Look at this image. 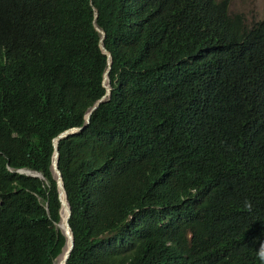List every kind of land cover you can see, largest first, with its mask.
I'll return each mask as SVG.
<instances>
[{
    "label": "trees",
    "instance_id": "obj_1",
    "mask_svg": "<svg viewBox=\"0 0 264 264\" xmlns=\"http://www.w3.org/2000/svg\"><path fill=\"white\" fill-rule=\"evenodd\" d=\"M227 6L0 0V46L17 40L0 65V264H53L62 250L52 138L105 91L96 25L110 94L57 143L65 264L261 262L264 144L245 98L264 85V18L248 27Z\"/></svg>",
    "mask_w": 264,
    "mask_h": 264
},
{
    "label": "clouds",
    "instance_id": "obj_2",
    "mask_svg": "<svg viewBox=\"0 0 264 264\" xmlns=\"http://www.w3.org/2000/svg\"><path fill=\"white\" fill-rule=\"evenodd\" d=\"M227 13L232 15V14H235V13H241V12H234V13H231L229 12V0H228V6H227ZM242 14V13H241ZM243 15V14H242ZM244 18V22H245V17L243 16ZM264 18V17H262ZM253 23V21L247 23L245 22V25L246 26H251ZM96 28L97 30L101 33V37H100V44L102 43V39L104 38L105 36V32L103 29L99 28L97 25H96ZM101 30L104 32V36L102 37V32ZM16 44H17V40H13V41H10V42H7V43H4L0 46V65L1 64H4L7 62V60L11 57V55L13 54L14 52V49L16 47ZM103 44V43H102ZM104 46V45H103ZM101 47V46H100ZM101 49L107 54V52H109L105 47L104 49L101 47ZM107 64L109 66V69H110V65H111V59H110V52H109V56L107 55ZM109 59H110V65H109ZM108 68V67H107ZM108 69V71H109ZM243 69H246L248 70V68H243ZM106 71V70H105ZM108 71H107V77L105 78L104 80V76H103V80H102V83H103V86L105 87V91L104 93L98 97L87 109V111L85 112V123L82 124V125H78V126H73V127H76L77 129L73 130V131H69L66 135H63L59 138H62V137H65L67 136L68 134L70 133H73L81 128H83L88 122H89V119H90V115L92 113V111L94 109H96L98 107V105L105 99L108 98L109 94H110V84H109V79H108ZM105 74V72H104ZM108 89V90H107ZM264 94V85L262 86H255V87H252V84L250 85V89L246 92V98H245V102H246V110L253 122V124L255 125V127H257L259 130L262 131V134L259 138V146L260 145H263L264 144V105H259L257 103V99ZM73 127H68L66 129H70V128H73ZM66 129L62 130V131H65ZM62 131H60L59 133H61ZM58 133V134H59ZM57 134V135H58ZM56 135V136H57ZM54 136L52 138V143H53V154H52V163H51V169H52V174H53V177L55 178V181H56V186H57V191H58V197H59V201H60V210H59V215H60V218L59 220L56 222V226L59 228V230L61 231V233L65 236V242L62 246V250L61 252L55 257L54 261H53V264H55L56 262V259L58 256H60L62 253H64L63 251H65L64 249H66V242H68V239H67V235L70 236L72 231H71V228H70V225L69 227H67L68 229V233H65L64 232V229L66 227V224L65 226L62 224V223H59L61 220H62V214H61V207L62 205L65 207V204L61 202V198H62V193L64 194V199L65 202L67 203V205L69 206L68 204V201H67V197H66V191L64 189V186H63V181H62V186L60 185V178L58 177V173L57 171L55 170L54 166H53V159H54V153H55V146H54V138L56 137ZM58 138V139H59ZM58 139H57V143H58ZM56 143V145H57ZM58 148V147H57ZM58 154H59V150H58ZM58 154H57V158H56V165H57V159H58ZM264 158V153H260L259 154V157H258V162L260 159ZM58 167V166H57ZM30 170V171H33L35 174H29V173H26L22 170ZM59 169V168H58ZM19 172H22V173H25L27 175H30V176H36L44 181H46V178L44 176V174L42 173L41 170H38V169H32V168H25V167H22V168H18L17 169ZM60 171V169H59ZM162 172L164 174V171H163V168H162ZM61 173V171H60ZM61 179H62V176H61ZM239 182L238 180V177H236L234 183H237ZM62 190V192H60ZM192 192H195L196 191V188H191L190 189ZM246 207H251V205L246 202ZM70 208V206H69ZM65 209L67 210V208L65 207ZM67 214V212H66ZM70 215H71V210H70ZM69 215V217H70ZM66 216V215H65ZM69 217H68V223H69ZM263 236H264V230H261ZM73 236V234H72ZM74 240V238H73ZM70 241V240H69ZM74 245V243H73ZM71 251V250H70ZM70 254V253H69ZM258 257L260 259V263L259 264H264V245H261L260 249L258 250ZM67 260V259H66ZM66 262V261H65ZM65 264V263H64Z\"/></svg>",
    "mask_w": 264,
    "mask_h": 264
},
{
    "label": "rangeland",
    "instance_id": "obj_3",
    "mask_svg": "<svg viewBox=\"0 0 264 264\" xmlns=\"http://www.w3.org/2000/svg\"><path fill=\"white\" fill-rule=\"evenodd\" d=\"M229 12H241L249 23L264 17V0H229Z\"/></svg>",
    "mask_w": 264,
    "mask_h": 264
},
{
    "label": "water",
    "instance_id": "obj_4",
    "mask_svg": "<svg viewBox=\"0 0 264 264\" xmlns=\"http://www.w3.org/2000/svg\"><path fill=\"white\" fill-rule=\"evenodd\" d=\"M101 32H102V37L104 36V32L101 30ZM100 46L104 49V46H103V44L101 43L100 44ZM107 55L109 56V52H107ZM109 65H110V59H109ZM108 69H109V66H108V68L106 69V71H105V74H104V80H105V78L107 77V71H108ZM108 90V89H107ZM75 129H77L76 127H73V128H70V129H66L65 131H62L61 133H59L55 138H54V146H55V153H54V159H53V166H54V168H55V170L57 171V173H58V177L60 178V185L62 186V179H61V173H60V171H59V169H58V167H57V165H56V156H57V154H58V148H57V145H56V143H57V139L59 138V137H61V136H63V135H66L69 131H73V130H75ZM22 171H24V172H26V173H29V174H35L33 171H30V170H22ZM60 192H62V190L60 191ZM61 202L62 203H64L65 204V207L67 208V214H66V216H65V224H66V227H65V229H64V232L65 233H68L69 231H68V229H67V227H69V223H68V217H69V215H70V208H69V206L67 205V203L65 202V200H63L62 198H61ZM69 242H66V249H65V251H64V253H63V257H62V261H61V263L60 264H64L65 263V261H66V259L68 258V256H69V253H70V250L72 249V247H73V243H74V240H73V236H72V233H71V235L69 236ZM65 245V244H64Z\"/></svg>",
    "mask_w": 264,
    "mask_h": 264
},
{
    "label": "bare ground",
    "instance_id": "obj_5",
    "mask_svg": "<svg viewBox=\"0 0 264 264\" xmlns=\"http://www.w3.org/2000/svg\"><path fill=\"white\" fill-rule=\"evenodd\" d=\"M264 152V151H263ZM169 175H170V173H169ZM62 198L64 199V194L62 193ZM200 198V197H199ZM66 212H67V210L65 209V207L62 205V207H61V214H62V220L59 222V223H62L64 226H65V215H66ZM203 212V211H202ZM191 231V230H190ZM186 233V232H185ZM67 239H68V242H69V236L67 235ZM65 250V249H64ZM64 252V251H63ZM62 257H63V253L60 255V256H58L57 257V259H56V262H55V264H60L61 263V261H62Z\"/></svg>",
    "mask_w": 264,
    "mask_h": 264
}]
</instances>
